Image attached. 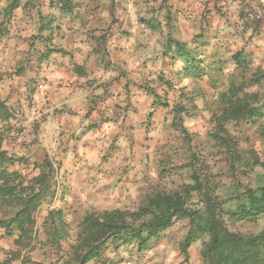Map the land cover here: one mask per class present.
I'll return each instance as SVG.
<instances>
[{
    "label": "rangeland",
    "instance_id": "374dc122",
    "mask_svg": "<svg viewBox=\"0 0 264 264\" xmlns=\"http://www.w3.org/2000/svg\"><path fill=\"white\" fill-rule=\"evenodd\" d=\"M177 43L195 69L173 58ZM241 99L252 113L227 118ZM0 154V264H64L88 217L187 186L201 187L190 209L208 197L230 231L259 234L264 214L231 213L264 187V0H0ZM34 192L21 233L8 223ZM189 231L176 219L142 254L164 243L183 260ZM208 241L191 244L187 264H206ZM134 250L110 239L87 264Z\"/></svg>",
    "mask_w": 264,
    "mask_h": 264
},
{
    "label": "trees",
    "instance_id": "16d2710c",
    "mask_svg": "<svg viewBox=\"0 0 264 264\" xmlns=\"http://www.w3.org/2000/svg\"><path fill=\"white\" fill-rule=\"evenodd\" d=\"M184 47L177 43L175 46L177 55L173 58L181 62L183 70L195 69V59L191 60L190 52ZM237 62L239 63L238 60ZM234 90H230L233 97L236 96ZM250 112L251 109L244 99H241L238 105L229 104L224 109L227 118H231V114H238L240 117ZM176 113L181 119L184 109L176 110ZM1 158L0 154V168ZM11 188L15 187H2L1 195L11 196ZM196 189L199 190L201 187L187 186L183 192H158L149 196L145 205L133 213L114 211L97 217L96 215L88 217L85 225L87 236L83 240L82 249L73 257H67L64 264H87L100 255V250L110 239L117 241L118 246L136 243L139 251H143L149 247L151 240L158 238L179 218L190 220V231L181 244L180 253L185 256L181 264L188 263V248L203 235L209 236V241L202 251V258L206 264H264V230L259 234L247 236L230 231L221 219L216 203L208 197L202 209H190L188 202L192 191ZM40 199V192L31 193L28 201H24L23 209L8 224L15 225L21 233L26 232L25 222L32 224L31 215ZM248 200V203L241 204L231 213L232 216L245 221L264 214V187L260 189V195L250 192ZM0 226L5 227L3 222H0ZM63 227L62 231L61 229L59 232L56 231L60 239L64 237L62 233H65V225ZM1 264L9 263L6 261Z\"/></svg>",
    "mask_w": 264,
    "mask_h": 264
},
{
    "label": "crops",
    "instance_id": "0c3cea01",
    "mask_svg": "<svg viewBox=\"0 0 264 264\" xmlns=\"http://www.w3.org/2000/svg\"><path fill=\"white\" fill-rule=\"evenodd\" d=\"M121 55H122L121 52L117 53V56L119 58ZM133 246H135V245H133ZM123 252H124V250H123ZM144 253H147L148 255L147 256H146V254L143 255L142 251L134 250L131 254L134 256L130 257L129 259L127 257L126 258L127 261H125L121 264H137L139 256H146L151 260L154 256H156L155 260H153L150 264H181V262H182V260L177 255L178 252L176 253V251H173L172 252L173 254H172L171 251L168 250V247L167 248L165 247L164 243H160V244L152 243L149 250L145 251ZM128 254H130V253L128 252L127 255ZM176 255H177V257H176ZM175 258H176L177 262H173V261H175Z\"/></svg>",
    "mask_w": 264,
    "mask_h": 264
}]
</instances>
